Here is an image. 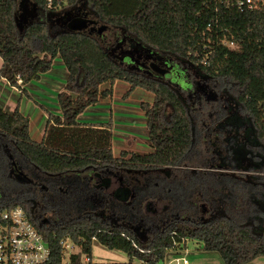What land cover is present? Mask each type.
Listing matches in <instances>:
<instances>
[{"label": "trees", "instance_id": "obj_1", "mask_svg": "<svg viewBox=\"0 0 264 264\" xmlns=\"http://www.w3.org/2000/svg\"><path fill=\"white\" fill-rule=\"evenodd\" d=\"M30 1L45 15L20 30L16 1L0 0V82L22 91L47 74L55 59L67 72L65 91L58 96L60 112L47 120L40 142L31 139L29 119L18 108L12 113L0 108V135L8 138L34 169L49 176L89 170L95 176L103 170L161 172L176 167L193 143L191 117L171 86L122 67L109 57L94 34L70 28L50 34L47 14L82 1L96 24L124 31L150 52L189 63L208 85L224 84L245 115L244 119L235 114L228 119L243 124L242 128L247 126L251 144L244 143L262 152L263 161L258 165L264 166V0H253L251 4L246 0ZM117 81L129 85L124 97L135 89L153 95L151 103L140 105L147 143L152 149L148 154L121 151L115 157L110 123L79 121L86 109L112 96L111 86ZM105 84L110 88L100 91ZM241 147L238 151L242 154L236 155L239 159L248 153ZM128 197L118 199L125 203ZM14 206L24 209L44 237L55 263L62 255L60 242L64 239H69L77 251L73 255L77 262L82 256H90L93 241L144 264H164L168 252L178 254L189 241L199 243L205 252L217 253L222 264H249L264 258V236L226 217L204 223L172 221L150 242L142 244L129 229L103 225L98 218L84 217L47 227L32 217L25 202L0 203V209ZM145 209L148 216L158 214L155 205Z\"/></svg>", "mask_w": 264, "mask_h": 264}, {"label": "rangeland", "instance_id": "obj_2", "mask_svg": "<svg viewBox=\"0 0 264 264\" xmlns=\"http://www.w3.org/2000/svg\"><path fill=\"white\" fill-rule=\"evenodd\" d=\"M15 1L20 30L43 19L45 14L30 0ZM52 12L47 14L51 35L69 30L75 19L95 21L83 1L75 7ZM98 27L100 33L93 34L101 39L112 60L177 91L192 120L193 143L189 152L176 167L161 172L103 170L95 176L89 170L48 178L28 164L5 138L8 149L0 147V203L25 202L32 217L47 227L84 217L98 218L103 225L129 229L142 244L150 242L172 221L204 223L216 217H226L231 223L246 225L264 236V166L258 165L263 154L248 145L251 140L247 139V126L242 128L243 124L228 119L234 114L244 119L245 115L224 84L208 85L189 63L150 52L122 30L101 24ZM66 81L67 72L59 59L53 60L47 74L22 91L1 81L0 108L9 113L18 108L29 119L31 139L38 142L47 120L60 112L58 96L65 91ZM108 88L110 85L105 84L100 91ZM111 89L112 96L86 109L79 121L110 123L115 157L121 151L152 152L140 105L151 103L153 95L135 89L124 97L129 85L121 81L115 82ZM239 146L248 151L241 159L236 156L242 154ZM106 184L108 188L104 187ZM124 196H129L127 202L120 203L118 197ZM147 205H155L158 214L148 216ZM179 253L176 256H183L187 264H222L217 253L205 252L195 241L185 242ZM90 256L94 264H139L124 252L109 250L97 241L92 243ZM173 258L174 254L166 255L164 264ZM249 264H264V258Z\"/></svg>", "mask_w": 264, "mask_h": 264}, {"label": "built area", "instance_id": "obj_3", "mask_svg": "<svg viewBox=\"0 0 264 264\" xmlns=\"http://www.w3.org/2000/svg\"><path fill=\"white\" fill-rule=\"evenodd\" d=\"M252 1L246 0L248 4ZM60 247L62 255L55 263L44 237L22 207L0 209V264H94L91 256H82L79 262L73 261L77 251L69 239L62 240ZM169 254L175 255L169 264H187L183 256H176L175 252Z\"/></svg>", "mask_w": 264, "mask_h": 264}, {"label": "water", "instance_id": "obj_4", "mask_svg": "<svg viewBox=\"0 0 264 264\" xmlns=\"http://www.w3.org/2000/svg\"><path fill=\"white\" fill-rule=\"evenodd\" d=\"M98 26L99 24H96L94 21L75 19L70 23L69 28L73 31L93 34L94 32L100 33L101 27L99 28Z\"/></svg>", "mask_w": 264, "mask_h": 264}, {"label": "flooded vegetation", "instance_id": "obj_5", "mask_svg": "<svg viewBox=\"0 0 264 264\" xmlns=\"http://www.w3.org/2000/svg\"><path fill=\"white\" fill-rule=\"evenodd\" d=\"M96 23V22H95ZM4 137L3 136H1L0 135V147H3V149H8V145H7V143L4 141ZM12 164L13 165H15L14 164V162H12ZM17 168V167H16ZM16 168H14L15 170H17ZM23 175H25V172L23 173V172H21ZM39 173H41V172H39ZM41 174H43V173H41ZM43 177H48V178H52V177H54V176H49V175H46V174H43ZM30 181V180H29ZM31 182V181H30ZM31 183H33V182H31Z\"/></svg>", "mask_w": 264, "mask_h": 264}, {"label": "crops", "instance_id": "obj_6", "mask_svg": "<svg viewBox=\"0 0 264 264\" xmlns=\"http://www.w3.org/2000/svg\"><path fill=\"white\" fill-rule=\"evenodd\" d=\"M42 139V138H41ZM37 142V141H36ZM38 142H40V141H38Z\"/></svg>", "mask_w": 264, "mask_h": 264}]
</instances>
